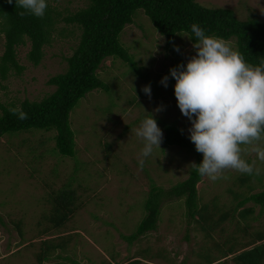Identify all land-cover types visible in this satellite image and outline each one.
Instances as JSON below:
<instances>
[{"label": "rangeland", "instance_id": "rangeland-1", "mask_svg": "<svg viewBox=\"0 0 264 264\" xmlns=\"http://www.w3.org/2000/svg\"><path fill=\"white\" fill-rule=\"evenodd\" d=\"M194 1L203 8L229 9L239 21L255 18L264 22V0ZM47 3L62 16L66 9L84 6L82 0ZM58 31L61 35L55 33L50 45L44 46L37 66L25 58L28 43L16 48L15 59L22 70H10L5 79L0 78V106L16 107L23 100L39 101L52 93L54 87L47 86L46 81L65 70L64 58L71 54L79 35L77 28L61 22ZM118 41L146 79L135 76L119 60L102 62L97 76L107 91L97 89L85 94L68 116L75 142L73 157L57 153L52 130L30 129L0 138V264H128L134 260L138 264H195L202 249L211 250V258L218 259L213 264H233L231 258L237 250H244V244L264 243L255 238L264 234V211L259 213L257 206H253L252 218L236 224L235 215V219L218 223L221 214L234 205L235 194L249 193L250 185V192H259L264 184V174L248 176L236 171L227 172L228 179L216 182L202 177L196 185L198 207L205 206L203 214L212 215L211 224L207 222L209 233L201 229L202 223L187 220L181 199H162L154 231L130 244L120 238L134 232L143 218L142 206L151 184L167 190L183 181L192 168L190 153L161 143L162 151L154 150L141 170L137 159L143 144L134 129L150 113L160 129L162 124H173L189 134L191 122L177 106L175 80L169 69L186 64L195 50L182 33L165 47L164 39L141 10L134 13L132 23L123 28ZM228 41L235 48L234 40ZM3 43L0 33V56ZM176 47L179 52L174 50ZM164 76L169 77L166 88L160 83ZM145 85L151 87L150 98L141 90ZM158 106L163 110L154 111ZM244 158L248 162L256 159L251 152ZM256 166L264 170L258 160ZM259 177L260 181L256 179ZM242 178L246 179L245 185L239 181ZM68 183L76 195L72 217L61 228L38 235L48 226L42 216L50 210L49 194ZM244 226L247 228L242 230ZM59 238L64 240L65 249L38 263V242ZM216 245L221 254H216ZM230 246L234 253L226 255Z\"/></svg>", "mask_w": 264, "mask_h": 264}, {"label": "trees", "instance_id": "trees-1", "mask_svg": "<svg viewBox=\"0 0 264 264\" xmlns=\"http://www.w3.org/2000/svg\"><path fill=\"white\" fill-rule=\"evenodd\" d=\"M82 1L84 2L82 8L73 11L66 9L64 16L48 4L45 15L41 19L30 15L21 17L18 12L22 9L16 8L15 0L12 4H8L6 0H0V19L4 18L5 13L7 14L6 21L0 23V33L4 40L3 52L0 56L1 79H5L10 70L20 73L22 68L17 65L15 51L17 47L24 46L26 43L29 49L25 58L32 66H37L42 59L44 46L50 45L51 37L55 33L61 35L62 30L57 33L58 22L66 26H74L79 32L74 49L68 57L64 58L65 70L49 77L46 81L47 86L54 87L52 93L39 101L23 100L19 103L28 114L27 120L21 121L12 115L8 111L11 107L6 109L0 106V138L6 134L30 129L45 132L52 130L57 153L63 157H73L75 142L69 127L68 116L85 94L97 89L107 91V87L97 76L102 62L119 60L135 76L146 79L145 76L142 77L136 67V62L118 41L123 28L132 23V17L138 10L142 11L159 36L164 39L165 47L169 46L179 33L185 34L187 38L192 37L188 38V41L193 44L195 37L191 33L190 26L197 23L205 30L206 35H215L225 40L233 39L235 48L245 57L246 62L258 66L259 61L264 59V22L255 18L239 21L229 9L203 8L194 0ZM161 129L163 132L162 145L176 146L186 150L193 156V162L196 164L202 161V154L195 150L194 144L188 138L189 134L173 124H162ZM201 178L192 167L183 181L170 186L167 190L151 184L142 206L143 218L134 232L128 236L121 235L120 238L130 244L147 232L154 231L162 199H181L187 220L197 224L202 223L201 229L209 233L212 215L203 214L205 206L198 207L196 185ZM256 179L261 180L260 177ZM239 181L242 185L246 184L245 178ZM251 186H247L249 193H239L233 196L235 203L228 208V212L221 214L218 219L219 224L235 219V215L238 219L236 224L240 220L252 218L253 206L259 207V213L264 211V184H262V189L256 193L250 192ZM75 200L76 195L69 183L55 194L50 193L47 200L50 210L46 216H42L48 226L38 235L47 234L51 229H59L68 222L76 209ZM246 204L251 205L244 207ZM216 213H219V210ZM246 226L242 230H245ZM237 230V233L240 232L238 228ZM255 238L257 242L262 241L264 234H257ZM230 244L232 245L233 241ZM253 244L242 245L241 249L244 250L236 251L237 254L231 258L232 263L264 264V243L252 246ZM38 245L35 255L38 263L47 261L55 251H63L66 246L62 238L40 240ZM225 246L224 244L221 248ZM215 247L216 254L217 252L221 254L219 245ZM208 253L210 256L207 255ZM224 253L233 254L234 247H228ZM211 255H213L211 250L202 249L195 264H213L218 261L214 257L211 258ZM72 263L75 262L72 261ZM101 264L112 263L102 262ZM128 264H138V261L134 260Z\"/></svg>", "mask_w": 264, "mask_h": 264}, {"label": "clouds", "instance_id": "clouds-1", "mask_svg": "<svg viewBox=\"0 0 264 264\" xmlns=\"http://www.w3.org/2000/svg\"><path fill=\"white\" fill-rule=\"evenodd\" d=\"M6 2L12 4L13 0ZM15 5L22 9L19 16L41 19L48 7L47 0H15ZM6 19L5 13L0 23ZM190 28L195 37L192 44L195 55L186 64L170 68L169 75L175 80L177 106L191 122L188 138L202 154V161L191 165L200 177L211 182L228 179L229 171L260 176L264 170L256 165L257 160L264 164V59L254 66L246 62L231 41L206 35L197 23ZM174 50L179 52L178 47ZM168 78L164 76L160 81L165 88ZM141 90L151 97L150 85ZM161 110L163 106L154 109ZM8 111L21 121L28 119L20 105ZM147 114L134 129L143 144L137 159L141 170L145 159L154 150H161L163 140V132L153 115ZM248 152L255 154L256 159L248 162L244 158Z\"/></svg>", "mask_w": 264, "mask_h": 264}]
</instances>
